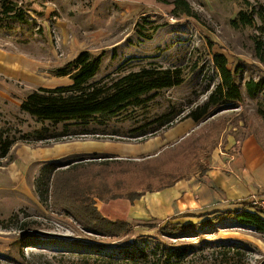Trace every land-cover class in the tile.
Listing matches in <instances>:
<instances>
[{
  "label": "rangeland",
  "instance_id": "1",
  "mask_svg": "<svg viewBox=\"0 0 264 264\" xmlns=\"http://www.w3.org/2000/svg\"><path fill=\"white\" fill-rule=\"evenodd\" d=\"M13 1L26 19L21 22L4 17L0 5V138L15 140L11 157L17 155L18 147L55 142L24 137L44 126L61 132L63 124L39 120L23 111L21 103L40 87L70 84V77H57L52 71L83 50L102 55L103 60L88 85L108 83L150 66L180 68L183 82L153 91L146 95L145 104L126 109L107 125H96L104 129L97 136L80 134L61 141L143 142L162 136L181 122L192 126L184 138L167 139L159 154L164 162L156 161L157 156L113 159L103 154H77L58 160L66 164L63 169L82 158V165L111 162L103 164L100 184L106 190L105 199L157 189L173 177L195 174L214 153L226 151L233 136L254 134L264 144V96H249L245 85L251 79L264 78V62L257 56L255 43L261 35L258 12H264V0H187L196 12L190 17L174 15V0ZM251 9L255 17L252 25H234L240 11ZM158 24L161 27L153 31ZM216 53L225 54L229 69L236 72L243 99L216 105L194 121L188 114L221 83L214 63ZM164 115L172 117L169 124L153 123L139 136L142 131H132ZM185 138L194 143L178 152ZM146 160L150 163L145 164ZM9 163V156L0 157V165ZM28 163L15 162L19 172L15 188L6 179L0 186V264H81L90 258L86 254L92 255V264H103L93 256L116 260L123 255L149 264H264V232L236 219V211L189 221L131 224L132 233L120 239L91 232L50 198L40 199L37 183L44 165ZM88 167L95 165L84 166ZM248 207L262 211L249 202L244 204ZM260 213L264 216V211Z\"/></svg>",
  "mask_w": 264,
  "mask_h": 264
},
{
  "label": "trees",
  "instance_id": "2",
  "mask_svg": "<svg viewBox=\"0 0 264 264\" xmlns=\"http://www.w3.org/2000/svg\"><path fill=\"white\" fill-rule=\"evenodd\" d=\"M173 2L175 6L174 15L196 16V12L187 0H174ZM0 5L4 17L21 22L26 19L25 12L19 10L18 4L13 0H0ZM258 13L262 21L259 26L262 36L255 38V43L257 56L261 62H264V12L259 11ZM254 20V9H251L250 12L240 11L237 18L233 19V23L234 25L241 23V25L247 26L252 25ZM160 25H155L153 31L161 27ZM102 61V55H94L89 50H83L76 58L52 71L53 75L57 77H70V84L54 88L40 87L28 94L21 103V109L39 120L49 121L53 125L63 124V130L55 133L52 132L49 126H44L41 129L24 134V137L34 136L36 141L47 140L49 142L50 139H54L55 142H58L62 138L75 137L80 134L97 136L103 133L101 131L104 129L95 128L96 125H107L108 121L119 116L126 109L145 104L149 97L146 95L153 91L171 88L183 82V73L180 68L166 69L161 66H150L131 71L108 83L88 85L89 81L100 70ZM214 63L220 73L221 83L202 105L188 114L187 117H191L194 121H199L216 105L243 99L236 72L229 69L226 55L216 53ZM245 85L249 96L255 97L259 93L264 96V78L258 81L251 79ZM171 121V116L164 115L153 122L139 125L132 131H142L138 134L139 136L145 134L143 131L153 123L160 122L159 125H166ZM185 139V145L179 147L178 152L194 143L190 142L191 139ZM14 144L15 140L13 138H0V157L6 158L9 156L11 160L9 154ZM261 144L264 146L262 142ZM170 151L166 153L170 155L172 150ZM166 153L164 152L163 155L165 156ZM107 157L116 158L115 156ZM159 157L158 155L156 161H163ZM83 159H79L73 164L67 163L68 167L66 169L62 168L66 164H62L58 160L44 164L37 183V192L40 199L45 201L50 198L55 206L63 207L72 213L75 219L86 229L103 237L120 239L130 235L133 230L131 224L122 220L112 221L106 218L99 211L96 205L97 200L109 201L111 199L127 198L133 202L141 198L146 192L132 191L127 195L113 194L109 200L105 199L103 194L106 190L101 189L100 184L102 173L105 172L103 164L111 162H94L82 165ZM149 163L150 161L146 160L145 164ZM86 165H95V168L88 167L87 170L84 168ZM80 167L83 168L79 169ZM180 177L182 176L173 177L169 183L157 189L173 185L174 181ZM95 192L99 196H94ZM260 212L244 209L236 211L235 217L242 223L253 225L258 231L264 232V217ZM84 256L92 258V255L89 254ZM61 257L66 258L65 255ZM90 258L81 260V264H92ZM93 258L103 264H149L147 261L142 263L139 258H135L133 255H123L116 260L108 259L106 256H93Z\"/></svg>",
  "mask_w": 264,
  "mask_h": 264
},
{
  "label": "crops",
  "instance_id": "3",
  "mask_svg": "<svg viewBox=\"0 0 264 264\" xmlns=\"http://www.w3.org/2000/svg\"><path fill=\"white\" fill-rule=\"evenodd\" d=\"M189 128L188 121L181 122L162 136H154L143 142L88 138L84 141L72 139L36 146L27 143L17 148L18 156L11 157L8 165H0V186H4L3 181L6 179L15 188L19 178L15 166L17 160L26 166L30 163L28 161L40 162L42 167L47 162L77 154H103L116 158L154 157L162 153L167 146V139L184 138ZM23 173L20 174L22 177ZM260 192H264V146L254 134H247L233 136L226 151L214 153L208 164L197 173L182 176L171 186L146 191L133 202L118 198L108 202L98 201L96 205L109 220L126 221L135 227L172 220L205 219L244 209L256 212L251 207L244 208V204Z\"/></svg>",
  "mask_w": 264,
  "mask_h": 264
},
{
  "label": "built area",
  "instance_id": "4",
  "mask_svg": "<svg viewBox=\"0 0 264 264\" xmlns=\"http://www.w3.org/2000/svg\"><path fill=\"white\" fill-rule=\"evenodd\" d=\"M250 206L257 207L264 211V192L257 193L249 200Z\"/></svg>",
  "mask_w": 264,
  "mask_h": 264
}]
</instances>
